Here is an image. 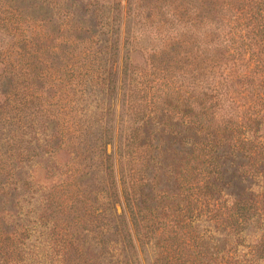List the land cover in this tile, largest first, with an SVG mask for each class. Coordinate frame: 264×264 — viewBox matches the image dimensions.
Instances as JSON below:
<instances>
[{"label": "trees", "instance_id": "16d2710c", "mask_svg": "<svg viewBox=\"0 0 264 264\" xmlns=\"http://www.w3.org/2000/svg\"><path fill=\"white\" fill-rule=\"evenodd\" d=\"M154 2L169 23L159 49L144 47L140 38L121 31L117 4L107 10L83 0H0V116L4 115L0 121V264L264 262L263 143L245 138L256 137L264 125V0ZM132 43L137 48L134 53L155 64L154 79L164 85L153 92V107L139 117L136 134L141 130L143 136L133 134L129 154L118 156L120 163L136 167L125 177L121 168L125 210L118 203L114 162L107 155L97 162L105 177L101 213L95 208L98 200L91 204L85 195L87 184L63 189L69 177L57 186L35 189L26 169L44 155L48 161L61 151L74 156L84 143L80 137L89 134L83 121L86 110L71 116L62 105L65 94L56 104L51 89L68 86L60 70L77 77L71 84L79 98L89 94L90 87L109 104L118 84L133 73L127 49ZM50 70L54 75L44 88ZM178 75L186 79L170 88ZM32 103L42 107L34 113H43L41 117L48 121L47 125L40 122V132L26 111ZM168 111H181L186 119L190 143L183 145V157L170 154L172 144L179 141L164 135L166 126H174ZM153 125L162 127L158 139L151 137ZM27 130L32 131L31 137L44 139L39 144L32 139L17 141L16 137H27ZM142 148L148 155L140 152ZM134 150L138 152L132 156ZM154 150L161 153L159 158L152 155ZM159 170L164 182L176 183V189L156 190ZM139 173L150 177L144 181ZM39 192L34 227L17 222L25 200ZM6 212L13 213L9 217L13 224L3 228ZM59 216L71 217L72 225H59ZM38 226L47 232L39 245L30 248L25 242ZM212 232L224 235L228 249L218 244ZM246 232L253 233L248 243ZM239 246L246 250H238Z\"/></svg>", "mask_w": 264, "mask_h": 264}, {"label": "rangeland", "instance_id": "374dc122", "mask_svg": "<svg viewBox=\"0 0 264 264\" xmlns=\"http://www.w3.org/2000/svg\"><path fill=\"white\" fill-rule=\"evenodd\" d=\"M84 2H90V3H98L100 5L105 6L107 10H109L114 5H118L120 9V27L121 31L125 32L126 30L129 32L130 36L134 35L135 37L140 38L142 41L139 42L140 45H144V47L147 48H155L159 49L161 47V34L163 32L167 31V28L169 27V23L167 20L163 19L164 16L161 17V12H157L158 8H155V2L153 0V3L151 0H83ZM156 1V0H155ZM152 4V5H151ZM148 5V7H147ZM167 6L164 7L163 11L165 12V9ZM110 16L113 15V11L110 10ZM159 21H163V25L161 26L158 24ZM123 36L120 40V43H123ZM61 37V36H60ZM132 38H130L131 41ZM133 40V39H132ZM120 44V47H121ZM128 49V55H129V63H130V70H133L132 74H129L128 77H126L125 83L118 84V90L115 98L111 99L110 109L108 112L109 104H106V100L102 102V97L98 96L97 92L94 91L92 88H88L89 94L84 95L83 97L79 98V95L73 92V87L71 83H75L77 77H70L69 74H66L67 72L63 69L60 70L62 74H65V82L68 83V86L66 85L61 88L56 86V90H52L53 95L55 94V100L58 103V97L61 94H65L64 100L62 102V105H65V107L69 110L70 115L72 116L75 113H80L81 110L87 111V116L85 119H83L85 123V126L89 127V134L87 137H80L84 140V143L80 144L78 148L75 149V155L69 157L68 153L66 151H61L59 153H56L52 159V161L47 160V156L44 155L40 162L37 164L28 167L26 169L27 175L30 177L29 181L31 185L35 189L39 188H45L52 185H59L61 182V179L63 177H69L66 184H68V187H64L63 189L65 191H68V189H78L83 184L85 186V195L89 199V202L91 204L98 200V202L95 204V208L97 210V214L101 213L104 209L105 201H104V195L101 193L103 190V184L105 177L104 173L101 171H98L97 169V162L98 158L99 160L105 159V156H110L112 161L114 162V180L116 184L117 193L119 196V204L121 205L123 211L125 210L123 198L121 197V181L123 180V176L129 175V169L136 168L131 165H126L125 163H120L118 160V156L122 153L123 155L129 154V143L130 139L134 136L135 137L143 136L142 131L140 130L136 134V129L138 127L139 123V117L142 112L148 111V109L152 108V101L151 97L153 96V92H156L158 89V85L162 84L161 81L155 80V74L157 67H155V64L151 62V64L147 61H144L143 58H141L139 55L134 53V51L137 49L135 44H131V46H127ZM123 51H120V56L123 55ZM59 63L61 60H58ZM119 65L121 61L119 60ZM156 63V62H155ZM157 63H159L157 61ZM156 63V64H157ZM67 65V63H65ZM71 65L69 62L68 66ZM54 75L53 70H50L47 74V81L45 83L44 88H47L48 86V80L49 78ZM58 76V74H56ZM64 75V76H65ZM181 75L176 76L175 82L177 80V83L174 85L171 84L170 88L174 89L179 85L181 82L183 83V79L185 80V76L182 78ZM32 79V76L30 77ZM29 78V80H30ZM170 79V78H169ZM53 83V82H52ZM56 83H59L58 81ZM164 85V82L163 84ZM176 86V87H175ZM76 90V88H75ZM51 93V95H52ZM237 105H233V108L235 109ZM40 108H42L38 104L32 103V105H28L26 111H28L30 114L29 121H34L36 124L34 128H37V131L40 132L39 124L41 121H43L44 125L48 124V121L41 117V115L35 114V111H40ZM52 108V107H51ZM72 108V109H69ZM224 110L226 109V106L223 107ZM54 112L57 110V107L52 108ZM71 110V112H70ZM141 110V111H140ZM107 111V112H106ZM27 112V113H28ZM85 112V111H84ZM102 112H106V115H103ZM169 117L172 118V122L174 123L173 127L166 126L165 129V136L174 137V141L178 140V142H175L172 144V147L174 148L171 155L175 153L176 156L183 157L184 156V150L183 145L188 142L190 143V140L186 137L188 133L185 130V117L182 115L181 111H168L166 112ZM3 116H0V121H2ZM38 117L40 120H38ZM107 128V129H106ZM156 129L152 132L151 137H155L158 139L161 135V126L153 125L151 129ZM109 129V130H108ZM5 134H7L5 129ZM27 137H16V140L19 141V139H23L24 142H26L29 139H32L33 141H37L39 144V140L44 139V137H31L32 131L27 130ZM250 135V134H249ZM256 137H245L247 139H254L255 141H260L263 143V146L261 147L260 151L264 153V125H261L258 132L255 134ZM182 137H184V142L182 140ZM70 139L77 138V137H68ZM165 138V137H164ZM162 139V138H161ZM180 139V140H179ZM100 141H103V145H100ZM159 141V140H158ZM170 142L169 144H171ZM101 146V147H100ZM144 148L140 150V152H143ZM259 151V150H258ZM37 153H41L40 148H36ZM132 156L137 155L136 150L132 151ZM148 155V153L143 152ZM144 154V155H145ZM152 155L159 156L161 153L159 150H154ZM41 155H39L40 157ZM146 157V155H145ZM69 158L71 160H69ZM159 158V157H158ZM69 160V161H68ZM66 165V166H65ZM141 165V164H140ZM72 166V167H70ZM67 167V170L70 172H66L67 170H64ZM160 165L157 166L159 168ZM77 169L76 172H73L74 175L72 178L71 172L72 169ZM121 168L123 169V176L121 173ZM139 169H142L141 166L138 167ZM198 168V167H197ZM243 169V168H242ZM66 172V173H65ZM87 172L86 176L83 178L81 175L83 173ZM160 170L157 172V178L156 180V190H158L161 187H164V189H176L174 182L168 181L166 184L164 182L163 175L160 174ZM65 173V174H63ZM82 173V174H81ZM63 174V175H62ZM62 175V176H61ZM82 177V178H80ZM138 177H143V180H147V177L150 176H144V174L139 173ZM162 179H161V178ZM169 177H173L172 174H169ZM192 179V178H191ZM177 181H180V178H177ZM160 182V184H159ZM70 185V186H69ZM83 186L81 188H83ZM183 188V187H181ZM62 191V190H60ZM59 191V192H60ZM185 191V189H184ZM18 193H23L22 191H17ZM34 194L31 197L29 196L25 202L23 203V210H22V216L20 217V221L16 219L17 222L28 223L27 225L33 226L32 221L35 219V213L36 209L39 206V195ZM79 198V197H78ZM77 198V199H78ZM228 203H230V199H227ZM119 204L116 205L117 214L121 213V207ZM41 209L37 210L40 211ZM34 212V214H33ZM26 214L27 217L25 216ZM12 214L9 215V213L6 215H3L5 220L3 224V228L7 227V224L11 226L13 224V219H10L9 217L12 216ZM127 217V215H126ZM60 218V219H59ZM71 217H69L70 220ZM56 219L59 221V225H72L73 221L69 222L66 218L63 216L56 217ZM94 226V224H93ZM203 226V225H202ZM87 227H92L91 224H88ZM95 227H97L95 225ZM203 228V227H200ZM36 231L29 237L28 240H26L25 245H29L31 248V245H39V242L41 239H43L45 236V232H47L45 229L41 227H35ZM98 229V227H97ZM89 230H92L89 228ZM93 231V230H92ZM44 233V235H43ZM213 233V232H212ZM213 235L216 237L218 244L220 246L224 247L225 249H228L230 244H227L225 242L224 235L219 234L218 232H214ZM246 243L250 241L253 237V233L246 232ZM229 241H233L232 238L228 239ZM226 244V245H225ZM238 250H246V248H243L241 246L238 247ZM259 264H264V262H259Z\"/></svg>", "mask_w": 264, "mask_h": 264}]
</instances>
